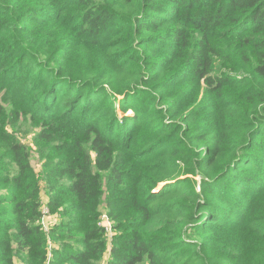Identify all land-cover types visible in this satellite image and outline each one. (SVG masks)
Instances as JSON below:
<instances>
[{
	"label": "trees",
	"instance_id": "1",
	"mask_svg": "<svg viewBox=\"0 0 264 264\" xmlns=\"http://www.w3.org/2000/svg\"><path fill=\"white\" fill-rule=\"evenodd\" d=\"M27 127L51 264L104 214L110 264H264V0H0V264L49 261Z\"/></svg>",
	"mask_w": 264,
	"mask_h": 264
},
{
	"label": "rangeland",
	"instance_id": "2",
	"mask_svg": "<svg viewBox=\"0 0 264 264\" xmlns=\"http://www.w3.org/2000/svg\"><path fill=\"white\" fill-rule=\"evenodd\" d=\"M189 90H192V87H188ZM229 94V93H228ZM205 99V95L203 93V91H201V93L198 96V100L196 103L193 104V106H197L198 103L201 101L203 103ZM119 116L122 117V113L119 111L118 112ZM26 131H29L25 136L21 137L22 142L26 143V145L31 146V152H32V166L34 168V170L36 171V173L38 175L41 176V202H42V212H43V216H42V220H41V226L44 230V234L46 235L47 238V243H49L48 246V263L46 264H51V260L53 258V250L55 248L59 247L60 242L59 241H55L52 238V232H53V228L55 227V225L59 222L60 220V215L59 214H52L50 213L49 207L47 206V202H48V196H47V191H46V182L42 176V172H43V168H44V160H41L40 154L38 153L37 150V145L35 144V131L32 130L31 127H27ZM259 144L260 142H262V138L261 135L258 138ZM28 146V147H29ZM254 153L255 154H261L260 156L264 158V147H256L254 149ZM199 180V178H197ZM163 184L160 185V187H162ZM159 187V188H160ZM200 188V187H198ZM1 192V191H0ZM44 210H48V213H45ZM109 220H107L105 214L102 215L101 217V224H106L109 225L108 223ZM106 235V239L108 241V244L105 245V249L101 255V257L98 259V264H110V250L112 247V240H113V235ZM218 249H219V244L215 245ZM237 247V246H236ZM236 247L232 248L234 250H236ZM219 251H221V249H219ZM244 252V251H243ZM242 254V253H241ZM15 264H24L20 259L15 258ZM68 264V263H65Z\"/></svg>",
	"mask_w": 264,
	"mask_h": 264
},
{
	"label": "built area",
	"instance_id": "3",
	"mask_svg": "<svg viewBox=\"0 0 264 264\" xmlns=\"http://www.w3.org/2000/svg\"><path fill=\"white\" fill-rule=\"evenodd\" d=\"M44 212L45 213H48V210H44ZM108 223H109V221H108ZM103 226H105L106 227V230H107V235H110V236H112L113 235V231H112V227H111V225H110V223H109V225H106V224H102Z\"/></svg>",
	"mask_w": 264,
	"mask_h": 264
}]
</instances>
